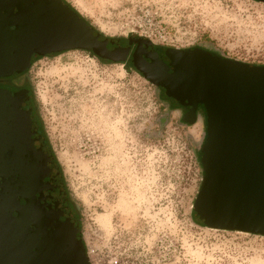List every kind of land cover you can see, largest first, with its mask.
<instances>
[{
  "label": "rangeland",
  "instance_id": "rangeland-1",
  "mask_svg": "<svg viewBox=\"0 0 264 264\" xmlns=\"http://www.w3.org/2000/svg\"><path fill=\"white\" fill-rule=\"evenodd\" d=\"M65 1L106 36L134 32L157 47L264 65L258 0ZM92 54L32 56L24 75L8 80L30 85L91 264H264L263 235L212 229L194 212L205 112L187 122L129 61Z\"/></svg>",
  "mask_w": 264,
  "mask_h": 264
},
{
  "label": "water",
  "instance_id": "water-1",
  "mask_svg": "<svg viewBox=\"0 0 264 264\" xmlns=\"http://www.w3.org/2000/svg\"><path fill=\"white\" fill-rule=\"evenodd\" d=\"M135 43L134 66L189 106L184 120L193 123L197 105L204 107V175L193 203L198 218L210 228L264 236V65L196 48H166L164 62L147 37L106 36L65 0H0V78L27 70L33 54L64 50L125 62ZM0 264H91L27 90L2 87Z\"/></svg>",
  "mask_w": 264,
  "mask_h": 264
},
{
  "label": "flooded vegetation",
  "instance_id": "flooded-vegetation-1",
  "mask_svg": "<svg viewBox=\"0 0 264 264\" xmlns=\"http://www.w3.org/2000/svg\"><path fill=\"white\" fill-rule=\"evenodd\" d=\"M137 46H138V44H133L132 46H131V48H130V51H129V53H128V55H127V57H126V60H125V62H130L131 64H132V66L137 70V71H139L135 66H134V64H133V53H134V51H135V49L137 48ZM153 47H154V49H155V51L157 52V54L162 58V60L164 61V62H168L169 60H168V57L166 56V54H165V51H166V48H161V47H157V46H154L153 45ZM141 56L146 60V61H150V59L146 56V52H142L141 53ZM105 60H107V59H105ZM23 76L24 75V72H22V73H19V74H17V75H11V76ZM12 78V77H11ZM0 87H2V88H7V89H10V90H19V89H25V90H27V92H28V95H29V97H30V99H31V102H32V113H33V115H34V117H35V119H36V121H37V123H38V132L40 133V134H42L41 133V130H40V125H39V122H38V119H37V117H36V115H35V105H34V102H33V96H32V91H31V88H30V85H29V83H28V81H24V82H21L20 84L19 83H16V82H9V83H7V84H5V85H0ZM163 89V88H162ZM164 90V89H163ZM166 98H168V99H170V100H172L173 101V103H175L176 104V106H178L179 107V109H180V111H181V113H182V117L183 116H185V114L188 112V110H189V106H184V105H181L180 103H178L175 99H173V98H171V97H167L166 96ZM202 112H205V110H204V107H203V105H201V104H198L197 105V107H196V114L198 115V114H201ZM43 135V134H42ZM70 205H71V203H70Z\"/></svg>",
  "mask_w": 264,
  "mask_h": 264
},
{
  "label": "trees",
  "instance_id": "trees-1",
  "mask_svg": "<svg viewBox=\"0 0 264 264\" xmlns=\"http://www.w3.org/2000/svg\"><path fill=\"white\" fill-rule=\"evenodd\" d=\"M69 4V3H68ZM70 5V4H69ZM71 6V5H70ZM73 8V7H72ZM87 21V20H86ZM88 22V21H87ZM88 53H91L90 51H88ZM93 56H94V54H92ZM32 56H38V55H36V54H33ZM101 60H105V59H102V58H100ZM31 61V60H30ZM131 64V63H130ZM132 65V64H131ZM26 71V70H25ZM24 72V71H23ZM12 76H9V77H5V78H1V79H3V81H6L7 83H9L8 82V80L11 78ZM168 97V96H167ZM70 199V198H69ZM70 203H71V205H70ZM69 206H70V209H71V211H72V213H73V215L76 217V218H78V213H77V209H76V207H75V205L71 202V200H69ZM195 212V211H194ZM196 214V213H195ZM196 216H197V214H196ZM197 218H198V216H197ZM199 219V218H198Z\"/></svg>",
  "mask_w": 264,
  "mask_h": 264
},
{
  "label": "bare ground",
  "instance_id": "bare-ground-1",
  "mask_svg": "<svg viewBox=\"0 0 264 264\" xmlns=\"http://www.w3.org/2000/svg\"><path fill=\"white\" fill-rule=\"evenodd\" d=\"M212 229H215V228H212ZM238 232H243V233H247V232H245V231H238Z\"/></svg>",
  "mask_w": 264,
  "mask_h": 264
}]
</instances>
